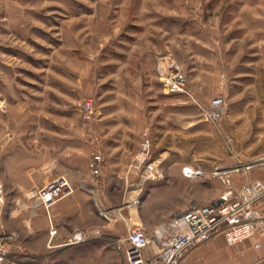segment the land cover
I'll return each instance as SVG.
<instances>
[{
  "label": "rangeland",
  "instance_id": "obj_1",
  "mask_svg": "<svg viewBox=\"0 0 264 264\" xmlns=\"http://www.w3.org/2000/svg\"><path fill=\"white\" fill-rule=\"evenodd\" d=\"M170 64L187 92L164 85ZM216 97L224 113L214 124L202 107ZM145 132L163 178L143 179L135 167ZM98 153L97 177L89 161ZM262 157L264 0L0 3L3 264H126L116 244L130 226L152 235L191 200L227 190L216 167ZM184 167L202 172L187 177ZM60 175L75 192L59 200L65 219L51 222L30 192ZM263 175L253 168L234 185ZM77 231L87 239L73 243Z\"/></svg>",
  "mask_w": 264,
  "mask_h": 264
},
{
  "label": "built area",
  "instance_id": "obj_2",
  "mask_svg": "<svg viewBox=\"0 0 264 264\" xmlns=\"http://www.w3.org/2000/svg\"><path fill=\"white\" fill-rule=\"evenodd\" d=\"M162 80L171 92H187L186 76L173 64L162 69ZM205 119L216 124L224 113V98L216 97L209 107H202ZM95 111L94 101L88 97L84 101V114L91 118ZM151 140L144 133L141 150L135 167L140 170L143 179L163 178L157 164L149 159ZM258 167L264 172V157L255 161L239 160L234 166L216 167L213 176L219 179L227 190L217 199L201 204L191 201L182 211L174 213L167 221L160 224L150 235L145 228L132 225L128 228L126 243H117L123 251L126 264H180L185 254L210 240L216 235H223L229 245L250 239L258 231L264 230V175L247 179L242 185H234V175L248 172ZM89 168L94 176H100L103 168L101 154H93ZM201 170L184 167L187 177L201 174ZM75 187L70 179L60 175L30 192L38 206H42L51 219V210L57 202L71 196ZM57 231L52 232L55 234ZM85 232L77 231L73 243L85 241ZM8 257V248L0 245V264Z\"/></svg>",
  "mask_w": 264,
  "mask_h": 264
},
{
  "label": "crops",
  "instance_id": "obj_3",
  "mask_svg": "<svg viewBox=\"0 0 264 264\" xmlns=\"http://www.w3.org/2000/svg\"><path fill=\"white\" fill-rule=\"evenodd\" d=\"M3 1L0 0V3ZM260 206L264 209V201ZM66 213L67 202L58 201L51 210L54 221L65 219ZM180 264H264V230L234 245H229L223 235H216L197 248L189 250Z\"/></svg>",
  "mask_w": 264,
  "mask_h": 264
},
{
  "label": "bare ground",
  "instance_id": "obj_4",
  "mask_svg": "<svg viewBox=\"0 0 264 264\" xmlns=\"http://www.w3.org/2000/svg\"><path fill=\"white\" fill-rule=\"evenodd\" d=\"M190 170H192L191 168H189Z\"/></svg>",
  "mask_w": 264,
  "mask_h": 264
}]
</instances>
